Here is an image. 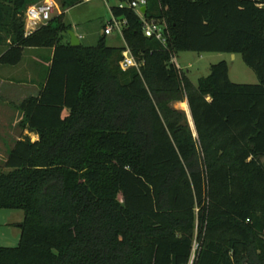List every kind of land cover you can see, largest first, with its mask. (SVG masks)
Wrapping results in <instances>:
<instances>
[{
	"label": "trees",
	"instance_id": "trees-1",
	"mask_svg": "<svg viewBox=\"0 0 264 264\" xmlns=\"http://www.w3.org/2000/svg\"><path fill=\"white\" fill-rule=\"evenodd\" d=\"M42 0H0V65L53 50L39 94L19 105L21 131L0 173V210L24 214L0 264H264V0H146L166 46L131 9L123 47L69 45L64 11L24 36ZM240 55L257 84H234L225 61L193 84L178 53ZM186 102L194 125L184 111Z\"/></svg>",
	"mask_w": 264,
	"mask_h": 264
},
{
	"label": "rangeland",
	"instance_id": "rangeland-1",
	"mask_svg": "<svg viewBox=\"0 0 264 264\" xmlns=\"http://www.w3.org/2000/svg\"><path fill=\"white\" fill-rule=\"evenodd\" d=\"M42 0L38 3H42ZM57 8L54 11L53 17L61 14L60 6L57 0H53ZM116 4V0H108L106 4L103 0H95L88 3H81L71 9L64 11V21L70 27L76 36L79 38L80 43L84 46H94L103 34L104 25L111 20V6ZM34 5V4H33ZM108 46L123 47L124 42L120 37L109 36L105 39ZM34 55L33 52H27L21 64L13 70L11 66H4V76H10L14 73L15 78H23L26 76V71L35 74L38 81L45 78L48 72V67L43 64V56L46 57V52H41ZM232 58L231 54L225 53H193L183 52L178 53L175 61L178 68L182 70L193 84H197L198 80L206 77L209 74V68L219 62L225 61L229 69V79L234 84H257L255 74L243 63L241 56L236 55ZM36 59L38 62H35ZM37 63V64H36ZM12 69V70H10ZM176 109L184 111L189 126L195 135L194 125L190 117V111L186 102L176 103ZM188 108V109H187ZM16 113V112H15ZM191 122V123H190ZM21 133L19 126L7 127L1 130L0 152L3 155L12 148L14 136ZM32 141L35 140L33 135H30ZM5 158H0V173L6 172L4 167ZM264 166V158L260 160ZM24 214L20 210H0V247L13 248L17 247L20 238V225L23 222Z\"/></svg>",
	"mask_w": 264,
	"mask_h": 264
},
{
	"label": "built area",
	"instance_id": "built-area-1",
	"mask_svg": "<svg viewBox=\"0 0 264 264\" xmlns=\"http://www.w3.org/2000/svg\"><path fill=\"white\" fill-rule=\"evenodd\" d=\"M95 0H81V3H88ZM108 4V0H103ZM146 0H116V4L110 8L118 9H131L134 11L139 18L142 24V33L146 38H152L158 41L163 47L166 46L168 30L166 23L161 20H156L153 18H147L145 13L140 11L141 7H146ZM57 8L56 3L53 0H46L42 3L30 5L27 7L24 13V36H29L34 33L41 26H45L53 18L55 9ZM147 10V8H146ZM127 22L123 18L115 17L111 13V20L104 25L103 36H117L120 37L123 42V29L126 26ZM171 62L178 68V65L175 61V57H172ZM141 64L138 63L132 56L129 48L124 42L122 60L119 63V67L122 71H127L131 68L139 71ZM179 69V68H178ZM195 248L194 243L192 255L187 264H194L195 260Z\"/></svg>",
	"mask_w": 264,
	"mask_h": 264
},
{
	"label": "crops",
	"instance_id": "crops-1",
	"mask_svg": "<svg viewBox=\"0 0 264 264\" xmlns=\"http://www.w3.org/2000/svg\"><path fill=\"white\" fill-rule=\"evenodd\" d=\"M5 48L0 47V55L4 52ZM46 52V57L43 56V64H45L48 68L51 64V60L53 57V50L52 49H45V48H30L25 49L23 52L22 60L19 64L15 66H11L13 70L17 68L24 59V55L27 52H33L34 55L41 52ZM43 55V54H42ZM236 55H232L234 59ZM35 62H38L36 59ZM37 64V63H36ZM10 69V70H12ZM5 67L0 65V133L1 130L7 127H15L19 124L21 120V113L19 111V105L28 97H35L41 91L45 83V78L38 81V78L35 74H31L30 71H26V76L21 79H17L14 77V73L10 74V76H4L3 74L5 71ZM47 76V75H46ZM16 112V113H15ZM25 135H29L27 131H21L18 135H15L13 144L15 141L19 140L20 138L24 137ZM30 136V135H29ZM35 140H37V136L33 135ZM34 140V141H35ZM12 144V146H13ZM0 149H1V140H0ZM0 158H6V154L3 155L0 152Z\"/></svg>",
	"mask_w": 264,
	"mask_h": 264
},
{
	"label": "water",
	"instance_id": "water-1",
	"mask_svg": "<svg viewBox=\"0 0 264 264\" xmlns=\"http://www.w3.org/2000/svg\"><path fill=\"white\" fill-rule=\"evenodd\" d=\"M140 11L142 13H145L146 7H141ZM67 35L69 37V45L71 47H77V46H79L81 44L79 38L76 36V34L72 30H69L67 32ZM190 117H191V115H190ZM192 125H193V122H192Z\"/></svg>",
	"mask_w": 264,
	"mask_h": 264
},
{
	"label": "bare ground",
	"instance_id": "bare-ground-1",
	"mask_svg": "<svg viewBox=\"0 0 264 264\" xmlns=\"http://www.w3.org/2000/svg\"><path fill=\"white\" fill-rule=\"evenodd\" d=\"M188 109V108H187ZM191 123V122H190Z\"/></svg>",
	"mask_w": 264,
	"mask_h": 264
}]
</instances>
